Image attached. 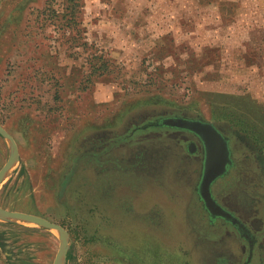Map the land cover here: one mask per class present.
Segmentation results:
<instances>
[{"label":"rangeland","instance_id":"obj_1","mask_svg":"<svg viewBox=\"0 0 264 264\" xmlns=\"http://www.w3.org/2000/svg\"><path fill=\"white\" fill-rule=\"evenodd\" d=\"M167 115L230 138L214 193L264 264V0H0V123L19 148L0 206L62 224L63 264H246L199 197L194 135L148 126ZM11 152L0 133V170ZM60 241L0 215V264H54Z\"/></svg>","mask_w":264,"mask_h":264},{"label":"water","instance_id":"obj_2","mask_svg":"<svg viewBox=\"0 0 264 264\" xmlns=\"http://www.w3.org/2000/svg\"><path fill=\"white\" fill-rule=\"evenodd\" d=\"M148 126L168 127L180 131H187L199 139L204 152L202 173L198 184L199 197L203 201L204 207L208 210L212 222L216 221L218 218H222L231 223L244 238L248 239L253 248L255 237L250 227L235 212L224 206L214 193L215 182L226 176L235 163L232 155L231 140L226 133L212 120L186 115L163 116L154 122H150ZM0 133L7 137L12 145L10 158L0 170L1 183L9 169L17 161L19 157V148L14 136L7 131L1 123ZM192 144L195 146V149L190 148ZM189 148L191 152L196 151L198 149V143L195 140L191 141ZM0 215L26 219L47 228L56 229L60 233L61 241L54 264L64 263L70 236L67 229L62 224L36 214L8 210L1 206Z\"/></svg>","mask_w":264,"mask_h":264},{"label":"flooded vegetation","instance_id":"obj_3","mask_svg":"<svg viewBox=\"0 0 264 264\" xmlns=\"http://www.w3.org/2000/svg\"><path fill=\"white\" fill-rule=\"evenodd\" d=\"M228 136V135H227ZM194 139H195V141L198 143V146H199V148L200 147H202L203 148V146H201L202 144H201V142L199 141V139L194 135ZM190 140L191 141H193V139H191L190 138ZM190 148H191V146H190ZM193 149V148H192ZM195 149V148H194ZM216 196V195H215ZM217 197V196H216ZM218 199V198H217ZM219 200V199H218ZM220 201V200H219ZM221 202V201H220ZM222 203V202H221ZM224 206H226L224 203H222ZM227 207V206H226ZM228 208V207H227ZM230 209V208H229ZM231 210V209H230ZM241 218V217H240ZM249 227H250V229H251V231H252V233H253V235H254V237H255V240H254V246H253V248L252 247H250V252H249V255H248V257H247V260L245 261L246 262V264H251V263H249V262H251L252 260H253V258H254V256H255V251H256V247L255 246H257L258 244H259V246L261 247L262 246V242L261 243H259V238L257 237V233H256V231H255V229L253 228V227H251V224L247 221V220H244V219H242ZM246 239V238H245ZM247 241H248V239H246ZM249 242V241H248ZM250 243V242H249ZM251 246V245H250ZM217 264H225V263H223V261L221 262L220 260L219 261H215Z\"/></svg>","mask_w":264,"mask_h":264},{"label":"bare ground","instance_id":"obj_4","mask_svg":"<svg viewBox=\"0 0 264 264\" xmlns=\"http://www.w3.org/2000/svg\"><path fill=\"white\" fill-rule=\"evenodd\" d=\"M192 148H193V149L195 148V146H194L193 144L191 145V149H192Z\"/></svg>","mask_w":264,"mask_h":264},{"label":"trees","instance_id":"obj_5","mask_svg":"<svg viewBox=\"0 0 264 264\" xmlns=\"http://www.w3.org/2000/svg\"><path fill=\"white\" fill-rule=\"evenodd\" d=\"M71 22V21H70Z\"/></svg>","mask_w":264,"mask_h":264}]
</instances>
